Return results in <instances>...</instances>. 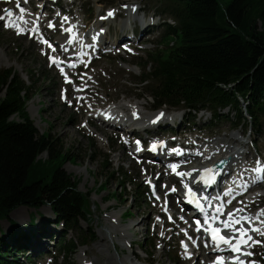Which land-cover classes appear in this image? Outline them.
<instances>
[{"label": "rangeland", "instance_id": "obj_1", "mask_svg": "<svg viewBox=\"0 0 264 264\" xmlns=\"http://www.w3.org/2000/svg\"><path fill=\"white\" fill-rule=\"evenodd\" d=\"M41 1L36 0L34 3V10L42 12L39 14L43 15H41V23H44L40 28L50 37L53 44H59L58 49L62 48V43L58 39L64 31L61 25H59L57 32L52 31V29L49 30L48 25L49 22L53 24L61 22L64 17L62 15L67 12L75 17L74 22L80 24V28L77 29L78 34L88 36L93 26L99 22V16L107 17L106 14L104 15L105 10H118L117 17L107 21V24L112 28L109 34L103 36L105 40L101 39V42L106 43V40L122 42L129 36H133L134 39L132 42L120 43L114 47L112 53L107 51L110 47L105 46L96 58L93 56L89 60L84 59L83 67L88 72L73 70V73L78 74L76 78L78 85H75L71 78H67L68 74H64V72L62 74L56 66H51L49 59V56L52 58L62 57L64 62H68L71 55L75 53L73 49H70L68 54L56 55L53 51L45 50L35 38H30L28 31L26 35L21 36L7 31L4 28V20H0V70H14L31 87L32 96L27 103V114L40 135L45 134L49 137L53 151L60 156L68 157L63 170L74 181L79 182L77 189L86 197L85 210L87 214V221L80 222L79 228L69 236V238H74V246L78 247L69 257L68 255L62 256V251L57 244L63 235V225L55 224V217L48 206L41 208L40 211L26 207L14 210L10 214L9 220L0 222V236L2 237L3 234L9 232V225L11 227L13 225L19 226L21 224L19 221L23 222L21 225L28 226L30 215L33 217L32 214L37 212L36 224L43 223L45 218L49 219L50 226L47 225L46 231L55 236L51 238L52 241L41 238L33 240L32 244L29 245L35 247L32 252L41 247L40 244H43L44 248L41 247V253H36L38 257L33 258L36 259L35 261L28 260L25 262V259H22L21 262L24 261V264H83L92 260L95 261V264H112L114 262V264H122L125 259L130 260L132 264H147L142 261L143 258L151 259L152 263L149 262V264H184L182 261L184 259L181 250L182 243L179 237L185 228L178 226L184 219L179 207V198L177 195H172L168 199L167 197L164 198L163 204L170 202L171 208L178 213L177 221L172 222V217L166 219V227L164 228L160 217L161 207L156 200L149 196L150 190L148 192L146 188V182L149 179L158 180L162 172L158 164L155 167L156 163L152 160L136 158L131 154V150L136 145L135 140L151 137L155 140L171 141L174 139L171 138V130L175 128L179 132L186 131L187 145L191 141H198L197 143L203 147V150L208 146L205 142L213 144L224 140L226 145L234 146L237 152L243 153L244 150L241 147L246 143L249 148V154L246 156L252 162V169H254L258 165L257 161L261 162L264 159V118L260 120V125H254L250 117L239 120L232 116L228 109L222 114L227 115L229 113V119L220 121L213 120L212 115L207 111L204 115L198 114L196 116L195 113L188 115L186 110H175L169 107L158 110L155 109V101L149 96L152 90H136V85L133 82L140 81L150 71L149 69L144 70L147 56L150 53L164 51V56L167 57L168 46L171 47L176 44L173 43L174 40L164 42L162 40L165 25L176 26V24L168 14L161 12L164 9L161 1L76 0L75 4L71 5L73 0H62L57 4L48 0L47 10H43ZM229 1L231 0H221L222 4ZM16 3L17 1L7 5L0 3V16L5 15V9L16 12ZM19 3L24 6L22 0H19ZM128 4H136V9L139 8L135 15L130 16L127 12H123L122 7ZM26 11L31 12L30 8H26ZM57 16L59 19L55 22L53 18ZM140 17L143 18V23H153L154 28L147 27L149 32L146 29H140L142 22H137ZM164 22L167 24H163ZM65 26L63 25V28ZM31 28L32 26H27L28 30ZM136 29L139 34L134 35L132 31ZM114 33L117 37L122 33H127L126 36L129 35L125 36L124 39H118ZM76 52L79 51L76 50ZM66 79L71 82L65 83ZM84 89H86L85 92H83ZM80 93L82 94L78 97ZM0 96H4V94ZM137 97L140 98L137 99ZM85 98L89 102L82 106L80 101L83 102L82 99ZM114 102L116 105H120L122 102L144 104L147 109L143 113L147 114L148 117L161 113L168 114L167 117H169V115L175 116L177 112L179 114L181 112L182 115L180 114V116H184V120L182 122L177 121V125L176 123L172 124L171 128L165 126V123H160L162 127L159 126V129L157 128L154 132L147 134L144 132L141 135L137 131L130 134L128 133L129 129L125 128H123L125 131L117 132L112 128L102 127L101 124L91 119V116H95L97 112H104L106 109H102L103 107L116 106ZM15 119L20 120L18 117ZM181 139L184 140L185 136H181ZM187 145L183 146L186 150H195ZM248 150L245 149L246 152ZM166 156L168 155L166 154ZM40 158L48 160L50 154L44 153ZM243 163L241 162V165ZM167 166L162 170L164 172L170 171L171 175L175 177V173L171 171L172 166ZM177 170H181V168L178 167ZM248 174L252 175L253 173L250 171ZM179 181L182 183V180ZM245 181L250 182V179ZM101 186H105L102 191L100 190ZM170 188L172 187L169 186L163 191L169 193ZM138 190L143 194L146 192V195L144 194L145 199H137ZM251 193L264 195V188L263 190L254 189ZM245 199L246 197L243 200ZM261 199L264 200V197ZM243 200L232 205L230 212L241 208L239 203ZM256 210H264V203ZM250 214L251 211L248 210L244 216L249 217ZM112 216H116L117 226L114 225ZM155 222H158V225H154ZM118 227L120 231H125L126 236L123 237L117 233L112 237L114 242L112 238L110 241L106 234L111 231V228L114 232ZM235 227L240 228L241 226L235 224ZM173 229L177 230L172 231ZM226 230L232 233L229 229ZM81 231L89 232L95 240L87 245H80L81 239L83 240ZM163 237L165 238L164 242ZM56 239H58L57 242H53ZM125 241L129 246L127 245V248L123 249L120 243ZM103 243L107 244L109 250L105 253L100 251ZM199 247L201 249H197L198 255L207 252L202 245ZM262 250L264 253V249ZM133 253L134 255H132ZM210 255L212 256V254ZM252 256L253 258L250 260H254L256 264H264V254L259 257L257 252H253Z\"/></svg>", "mask_w": 264, "mask_h": 264}, {"label": "trees", "instance_id": "obj_2", "mask_svg": "<svg viewBox=\"0 0 264 264\" xmlns=\"http://www.w3.org/2000/svg\"><path fill=\"white\" fill-rule=\"evenodd\" d=\"M159 1L164 5L161 12L176 23L166 26L162 40L176 44L168 46L167 57L164 51L147 56L144 70L150 71L133 82L136 90H152L149 96L158 110L169 107L186 110L188 115L207 111L215 121L229 119L231 114L239 120L250 117L254 125H260L264 118V0ZM2 94L0 222L9 220L18 208L40 211L48 206L55 224L63 225L57 244L62 256L69 257L78 248L69 236L87 221L86 197L77 189L79 182L63 170L68 157L55 153L49 137L40 135L29 118L31 87L12 69L0 70ZM227 109L230 114H222ZM44 153L50 159L42 160ZM137 192V199L146 198ZM36 214L30 215L28 226L19 221V226L9 225V232L0 236V264H24L21 258L33 261L29 246L33 239L55 236L46 231L50 220L37 225ZM82 237L80 245L95 240L87 231H81Z\"/></svg>", "mask_w": 264, "mask_h": 264}, {"label": "bare ground", "instance_id": "obj_3", "mask_svg": "<svg viewBox=\"0 0 264 264\" xmlns=\"http://www.w3.org/2000/svg\"><path fill=\"white\" fill-rule=\"evenodd\" d=\"M22 1H23V4H25L27 7H31L35 13L38 12L37 10H34V3L36 2V0H28L27 3H25V0H22ZM61 1L62 0H57L56 3H60ZM41 2L43 3L42 4L43 10H47L48 0H42ZM23 7H25V6H23ZM122 9H123V12L124 11L127 12L130 16L135 15V13L138 11V9H136V4H128L126 6H123ZM11 12H13V11H11ZM13 13L15 14L14 17H17V13L16 12H13ZM112 13H113L112 16L107 15V17H106L107 21H109L116 14L115 11H112ZM5 17H7L6 14H5ZM36 17H37L36 14L34 17H32L31 14H29V12H25L24 14L19 16V18H25L28 21L27 25L32 26V28L28 30L29 33L33 29L40 27L41 17L39 20H37ZM33 18H34V20H32ZM58 19H59V16H57L55 18V22H57ZM58 24L61 25V22H59ZM69 26L74 27L73 32L67 33L64 31L62 33V36L58 39V41L62 43V48L60 50V51H62V53L68 54L69 50L73 49V51L75 53L72 54V56H73L72 58H75L76 62H66L65 64H60V65L65 66V68L67 70H63L64 74H68L69 78H71L74 81V84L78 85V80L76 79L78 77V74L73 73L74 71L70 70V69H72L74 65L84 64L85 61H83V60L84 59L88 60L89 55L94 56V54H95V53L93 54L94 51L96 52L95 56H97V54L102 52L103 48L106 46L105 45L106 43H102L100 41L101 40L100 35H97V33L95 31L91 32V34H89L88 36L79 35L78 30H77L78 28H80L79 22L78 23L73 22L70 25H66L65 29ZM69 40H71V43L68 42ZM91 42H94V44H91ZM117 43L118 42L110 41L107 45L114 46ZM76 45H77V47H76ZM78 48L81 49V53L76 52V50H78ZM56 55H58V54H56ZM63 55H65V54H63ZM78 62H80V63H78ZM76 71L88 72L87 70H76ZM68 81H70V80H68ZM64 82L67 83L66 80ZM74 89H76V88H74ZM85 91H86V89L83 90V92H85ZM76 92H79V91H76ZM81 94L82 93H80L78 95V97ZM87 98L82 99V100H84L83 102L80 101V104L82 106L85 103L89 102V100ZM86 100H87V102H86ZM145 109H147V108H146V105H144V104H140V103H132L131 104V102L130 103L122 102V104H120V105L112 106L110 108L107 107V109L104 112H97V114L95 116H91V119H93V121L101 124L102 127L104 126L105 128H108V129L112 128V129L116 130L117 132L121 131V130L125 131L123 128L129 129L128 133H130V134L131 133L134 134V132H136V130H138L139 128H141L143 126H147L151 132H154V130L157 129L159 126L162 127L160 125V123H165V126H172V124L174 125L177 121L182 122L184 120V116H180L181 113L179 114V112H177L175 114V116L169 115V117H167L168 114H166V115L163 114V116H160V114H156V115L154 114V116L148 117L147 114L143 113ZM157 117H160V118L157 119ZM181 117H182V120H180ZM153 121H155V123H153ZM206 143L208 144V146L206 147L205 150H203V147H200L198 144H196L195 141H191V142H189L188 146H189V148L190 147L196 148L195 152L187 151L185 148H182V151H178L177 153L173 152L172 156L169 158L164 156V154L161 151L158 152L157 154H152L149 151H147L146 153H147V155H149L151 157V160L154 163L158 164V166L160 167V170L162 172L161 179H165L166 177H169L170 180H173L176 182H177L176 176L174 178H171L169 172H164V170H162V169L167 168L168 167L167 165H169V167H171V166H173V163H177L178 164L177 167L181 168L182 171L176 170V172H175L176 174L179 172L191 173V176L193 177L194 175L201 173L202 169L207 168V167L209 168L211 165L215 164L216 162H218L222 159L231 158V160L229 162V166L224 170V172L222 174L220 185H224L225 189L230 186L234 192H240V191H243L247 188L249 189L248 193L246 194V199L243 200L241 203H239L241 208H238V209H243V211L238 212V211H236L237 209H235V210L232 209V210L238 218L244 217V213L246 211L248 212V210H250L251 214L249 215V217L253 218V224L251 225V227L259 228L261 231H264V222H262V221H264V216H260L259 219L255 218V217H257L258 213H260V211H261V210H256V209L258 207H261L262 204L264 203V200L261 199L264 197V195H256V193H251V191L254 189L263 190L264 184L262 185V182L264 183V172L257 173L254 171V169H255L254 168L252 171V173H253L252 175H249L248 173H246L243 178H240L239 175L242 172H244V171L248 172L249 171L246 169L244 170L243 167H240L241 162H244V160L247 161V163L245 165L249 166V160H248L247 156L237 152L234 149V146L230 147V145H226L224 140L219 141V143L214 142L212 144L211 142H205V144ZM170 145H171V147H174L173 149L176 151L177 145H178V140L171 142ZM262 160L264 161V159H262ZM238 162H240L239 163L240 165L238 164ZM174 165H176V164H174ZM257 167L264 168L263 164H260ZM257 176H259L260 179H256V182L252 185L248 184L249 182L245 181L248 178L251 181L252 179L257 178ZM185 178L187 179L186 175H185ZM220 185H218L217 187H214V189H219ZM225 189L223 190V193H224ZM163 194H165L166 196L169 195L168 193H166L164 191H163ZM225 194H227L226 191H225ZM225 197L226 196H224V198ZM168 198L169 197H167V199ZM178 198H179V196H178ZM171 200L173 201L172 198H171ZM168 205L169 206L171 205L170 202H168ZM177 214L178 213L174 212V210L172 209L171 216L173 217L175 222L177 221ZM121 219H122V217H121ZM109 220L110 219L108 218V221ZM115 220H116V216H112V221H113V223H115L114 225L117 226L118 220H117V222ZM180 225H181V222L178 226L180 227ZM165 227H166V223H164V228ZM119 229L120 228L118 227V229L116 231L112 232L113 230L111 228V231L108 232V234H106V237L110 239L117 233L121 234L123 237H125L126 236L125 231L124 230L120 231ZM175 230H177V229H173L172 231H175ZM187 231H188V234L186 233L187 235H185L186 236L185 239L182 240V242H183L182 243V250L185 253V248L183 247V244H187V248L190 247V249H191V251H188V253H194V257L190 260L184 258L182 260L183 263L184 264H213V262L216 261L215 260L216 257L215 256L212 257L213 255L211 256L207 252L205 254H199L198 255L197 252L195 251V249L199 246V242L194 238L189 239V237L191 236V233L189 234V229H187ZM249 234L251 236H261L257 232H250ZM261 237L264 239V236H261ZM162 239L164 242L165 238L163 237ZM110 241H111V239H110ZM112 241H113V238H112ZM193 241H195V244L193 243ZM125 242L120 243V245L123 249L127 248V245H128V243L127 242L125 243ZM130 247H132V246L130 245ZM100 249H101L100 251L102 253L109 251L107 244H104V243H103V245H101ZM262 249H264V243L256 244V248L251 249V253L257 252V256L259 254V257H260L264 254V253H262L263 252ZM202 253H204V252H202ZM132 255H134V253ZM130 258H131V256H130ZM252 258H253L252 255L247 256L248 262L254 261V260H250ZM142 261L144 263H147V264H149V262L152 263V260L149 258H143ZM114 263H112V264H114ZM83 264H95V261L92 260L91 262H84ZM122 264H132V263L130 262V260L128 261L125 259L124 261H122ZM223 264H230V263L226 261V262H223Z\"/></svg>", "mask_w": 264, "mask_h": 264}, {"label": "snow or ice", "instance_id": "obj_4", "mask_svg": "<svg viewBox=\"0 0 264 264\" xmlns=\"http://www.w3.org/2000/svg\"><path fill=\"white\" fill-rule=\"evenodd\" d=\"M25 3H27V0H25ZM16 7L19 9L20 13H24L25 12V9L22 8L20 6V3H19V0H17V3H16ZM6 15L8 17L12 16V12L10 10H7L5 9L4 10ZM59 15V14H58ZM108 16H112L113 13L112 12H109L107 14ZM6 17L5 16H0V20H5ZM37 20L40 19V16L37 15L36 17ZM68 21V18L67 17H63L62 18V21H61V28L63 31L65 32H71L72 29L71 28H63V24L66 23ZM5 27H12V25L10 24H5ZM49 28H54L55 25L52 23V22H49V25H48ZM34 32H37L39 31L38 27L33 29ZM17 34H22V30H19L17 31ZM43 43H48V41L46 40H43L42 41ZM69 43H71V40L68 41ZM49 48H52V45L51 44H48ZM55 49H53L54 51ZM49 59L51 60V62L53 64H57L58 65V61L55 60L54 58H52L51 56H49ZM61 72L63 74V69H61ZM66 82H71V81H68L66 79ZM160 116H163V113L160 114ZM160 117H157V119H159ZM153 123H155V121H153ZM137 144L139 145V141H137ZM152 149L155 150V148L157 147L156 144H153L152 146ZM137 150L139 151V147L137 148ZM261 162L260 161H257V164L259 165ZM208 172H211L212 170L211 169H208L206 170ZM255 172L257 173H260V172H264V168L262 167H257L254 169ZM178 175L180 176H185V175H191V173H184V172H180L178 173ZM256 179H260L259 176H257ZM171 191H176L175 188H172ZM157 199H159V197H157ZM229 203H231V201H229ZM216 213L219 214V215H223V211H222V206L221 207H218L215 209ZM236 211L238 212H242L243 209H237ZM228 216V219L226 221L223 222V227L224 229H229L231 232H232V235L230 236H225V235H217L216 233L220 232L221 230L220 229H214L212 230V234H211V241H212V244L215 245V247L213 248L214 251H217V250H221L220 249V244H225L228 246V249L231 251V252H235V253H239V255L237 256H234L231 260V264H255V261H249V262H245L243 260H241L239 258L240 255H246V256H251L253 255V253L251 252H243L241 251V247L242 246H247V247H252L253 245L255 244H260L261 241H257V240H254L253 237L249 234L250 232H257L259 233L261 236H264V231H261L259 228H255V227H248V228H245L243 226H241L240 228H236L235 227V224H239L241 222V220H243L244 222L246 223H251V220L253 219L252 217H240V218H235V213L234 212H229L227 214ZM260 216H264V210H261L260 213H258L257 217H255L256 219H259ZM209 218L213 219V220H216L218 219V216H212L210 217L207 213L205 214V219H204V223H208V220ZM171 219V217H170ZM264 222V221H262ZM200 224L201 222L199 220L196 221V231L197 232H200L201 231V227H200ZM205 231H208V230H205ZM189 239H191V237H189ZM233 241H235V243H233ZM251 242V243H249ZM183 243V242H182ZM193 243L195 244V241H193ZM206 248L209 247L210 245L208 243H205L204 245ZM183 247L185 248V255L188 256L190 258V253H188L187 251V244H183ZM213 264H223V261H222V258L221 257H217V260L215 262H213Z\"/></svg>", "mask_w": 264, "mask_h": 264}, {"label": "water", "instance_id": "obj_5", "mask_svg": "<svg viewBox=\"0 0 264 264\" xmlns=\"http://www.w3.org/2000/svg\"><path fill=\"white\" fill-rule=\"evenodd\" d=\"M228 166V161L227 160H221L220 162H218L217 164H215L214 166L211 167L212 171H222L224 169H226V167Z\"/></svg>", "mask_w": 264, "mask_h": 264}]
</instances>
